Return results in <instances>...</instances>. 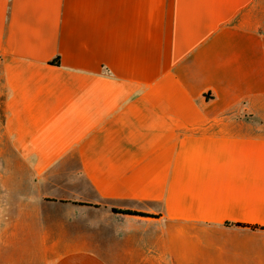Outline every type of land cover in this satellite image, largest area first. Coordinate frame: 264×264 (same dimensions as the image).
<instances>
[{"label":"crops","instance_id":"obj_1","mask_svg":"<svg viewBox=\"0 0 264 264\" xmlns=\"http://www.w3.org/2000/svg\"><path fill=\"white\" fill-rule=\"evenodd\" d=\"M261 6L0 0L4 132L77 196L3 214L0 264H264Z\"/></svg>","mask_w":264,"mask_h":264},{"label":"rangeland","instance_id":"obj_2","mask_svg":"<svg viewBox=\"0 0 264 264\" xmlns=\"http://www.w3.org/2000/svg\"><path fill=\"white\" fill-rule=\"evenodd\" d=\"M261 15H264V0ZM4 108L0 91V234L10 227L11 220L3 214L18 209L23 199H71L77 198L74 188L45 187L38 184L32 170L31 157L17 154L3 129ZM74 191V192H73Z\"/></svg>","mask_w":264,"mask_h":264},{"label":"trees","instance_id":"obj_3","mask_svg":"<svg viewBox=\"0 0 264 264\" xmlns=\"http://www.w3.org/2000/svg\"><path fill=\"white\" fill-rule=\"evenodd\" d=\"M51 64L60 65V59L56 58V59L52 60ZM81 204H84V203H81ZM112 211H113L117 221H122L124 219L125 215H139V216H144V217H151L152 216L150 214L143 213V212L126 210V209H118V208H112ZM238 225L244 226L243 224H238ZM254 227H259V226H254ZM261 228H264V227H261Z\"/></svg>","mask_w":264,"mask_h":264}]
</instances>
